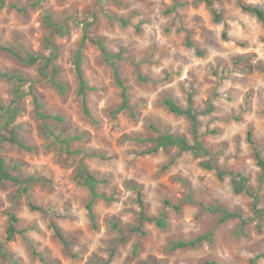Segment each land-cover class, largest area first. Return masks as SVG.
<instances>
[{"label":"rangeland","instance_id":"1","mask_svg":"<svg viewBox=\"0 0 264 264\" xmlns=\"http://www.w3.org/2000/svg\"><path fill=\"white\" fill-rule=\"evenodd\" d=\"M3 1L0 135L2 109L18 97L23 146L6 142L0 155L28 193L0 187V264H264V171L247 140L250 130L264 160V25L242 7L264 11V0ZM46 14L64 25L63 91L20 59L49 55ZM85 35L89 115L75 68ZM165 135L209 154L157 148ZM80 165L104 181L96 229ZM12 213L19 232L7 241Z\"/></svg>","mask_w":264,"mask_h":264},{"label":"trees","instance_id":"2","mask_svg":"<svg viewBox=\"0 0 264 264\" xmlns=\"http://www.w3.org/2000/svg\"><path fill=\"white\" fill-rule=\"evenodd\" d=\"M5 6H6L5 2L1 0L0 8H3ZM11 7L14 8L15 6L11 5ZM242 7L244 10L251 12L255 16H257V18L264 25V11L263 10L259 9L256 6H250V5L249 6L243 5ZM45 18L51 21L50 22V28H51L50 34L45 38V45H46V48L49 50V55L48 56H40V55L34 56L32 54H28L27 59H24V58H20V59H22V62H25V61L31 62V60L36 61V63H38L39 75L42 81L50 82L54 86H56L58 89L63 91L64 87L56 80L55 75L57 73L56 61L58 60L59 55H60V46L56 42V36H60L63 33L64 25L54 21L53 16L51 14H46ZM86 41H87V36L85 35L81 42L80 49L75 55L77 58L75 68H76V72L79 78L78 94L82 97L83 111L84 113L89 115V111H88L87 103H86V93L91 88L87 85V82L84 78V72L81 67V63H82V52L81 51ZM116 78H117L118 84L122 85L123 82L122 80H120L118 73L116 74ZM125 93H126V88H124L123 96H124V100L127 102ZM189 101L191 103V108L188 112V115L190 117V120L195 126L197 123V116L196 114L193 113L191 97L189 98ZM167 105L171 109V111L175 113L182 112L170 100L167 101ZM19 109H20V99L18 97L13 103H11L9 106L2 109L1 128L4 132L8 134L0 135V148H2V145L6 142H13L20 146H23L22 141L17 136L15 128L12 127L14 120L16 119V116H17V111ZM247 140L251 144L252 148L256 151L255 153L256 160L258 161L259 165L262 167V170L264 171V160L262 159L261 154L257 151L258 148L253 140L252 132L250 130L247 132ZM63 142L67 143L66 141H63ZM168 146H178L181 149V151H193V153L197 156L209 154L206 148H204V146L201 144V142L196 141L194 145H189L187 140L182 137H173L170 135L161 136L158 139L157 148L158 147L166 148ZM81 172L82 174H85L84 185L88 188L90 195H91V200L87 204V210L90 216V220L93 224V227L94 229H96L97 228V222H96L97 216L94 211V203L97 199L101 197L98 191V185L104 181L98 179L97 176L89 172V170L87 169L85 165H80L78 169V174H80V176H81ZM9 181L20 184L19 191L21 193H28V189H27L28 187L26 185L27 182L24 180H21L16 175L12 174L8 169L6 158L0 155V187H2L6 182H9ZM139 203L141 205V210H142L140 214V217H141L140 219L142 221L149 220V218H147L145 215V204L141 196L139 198ZM31 208L37 209L34 204L31 205ZM233 216L234 215L225 214L221 218V222H224L228 218L233 217ZM18 222H19V219L16 217V215L13 213L10 214L9 226L7 229V241H12L14 237L18 234L19 231L16 228V225ZM157 224L160 226H163V223L161 221H157ZM54 229H55L56 234L61 237V233L58 230V228L54 227ZM201 241L202 239H198L197 241H191L188 243L180 242V243L175 244L173 248L176 249V248H183V247H188V246L194 247L196 246L197 243H200Z\"/></svg>","mask_w":264,"mask_h":264}]
</instances>
